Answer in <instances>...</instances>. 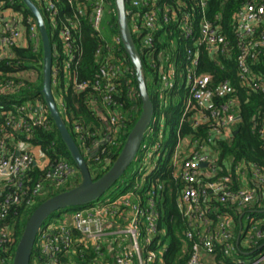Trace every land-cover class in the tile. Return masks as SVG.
<instances>
[{
	"label": "built area",
	"instance_id": "1",
	"mask_svg": "<svg viewBox=\"0 0 264 264\" xmlns=\"http://www.w3.org/2000/svg\"><path fill=\"white\" fill-rule=\"evenodd\" d=\"M41 1L55 22L59 12L56 2ZM128 3L132 8H127L132 33L137 34L144 47L152 48L160 15L164 23H176L190 43L186 45L185 58L181 62L175 55L166 54L163 57L162 54L159 64H154L163 84L159 94L161 100L165 99L166 91L180 86L183 80L187 82V92L184 93L187 103L182 109L180 124L182 126L189 122L193 129H198L196 133L185 136L181 135L179 129L171 155L178 207L187 227L184 234L192 244L189 258L183 264H227L217 259L218 244L223 246L224 255L234 256L233 264H264V218L250 215L253 210L264 207V167L256 163L238 164L235 167L241 183L238 189L234 187L230 167L229 174L215 179L216 174L223 170L218 165L221 142L233 138L241 119L240 99L230 79L216 80L213 73L204 72L206 65L203 64L202 54H207L209 60L220 65L221 59L228 58L234 46L220 26L209 18L208 0H190V4L177 2L176 5L161 0H128ZM88 8L93 28L104 30L105 17L111 14L106 0H86L78 13L83 15ZM75 27L76 23L70 21L59 33L65 51L69 53L73 48ZM233 29L237 38L241 86L248 92L256 91L264 95V75L254 69L258 59L264 58V3L245 1L236 14ZM144 30L148 32L143 34ZM38 34L36 22L31 18L25 22L21 14L12 8H3V2L0 1V60L11 57L13 47L26 46L29 40H36ZM120 43V36L114 37L109 55L102 60L100 73L93 85L101 92L103 103L108 109L105 119L113 135L122 120V103L115 99V94L118 92L116 80L125 71L112 61L113 51L117 50ZM97 55H101V50H98ZM75 56L72 55L67 61V68L73 64ZM58 75L59 71L53 70V76ZM56 82V78L53 79V83ZM20 87L8 81L0 84V94L17 92ZM73 87L79 92L88 87V82L75 79ZM14 109L22 115H15ZM41 109L43 104L35 107L12 104L10 109L2 113L7 116V120L5 127L0 128V220L6 218L11 206L25 199L28 172L32 165L40 166L36 155L29 150L28 142L19 141L14 148L10 143L16 137V132L29 137L31 124L48 123ZM76 129L80 131L82 127L76 125ZM160 136L162 138L163 134ZM261 136H264V130H261ZM107 140L117 144L110 135ZM25 143L29 148L23 146ZM160 145L158 141L153 145L145 143V140L142 143L139 154L142 153V164L147 165V169L155 167V164H151L155 157L160 156ZM202 164L206 166L202 167ZM143 169L140 168L141 171ZM75 174L76 169L69 161L60 160L47 172L46 180L62 183ZM42 188V184H37L34 195H38ZM165 189V183L156 182L146 191L139 189L114 199L109 197L99 204L92 203L66 216L61 223L51 227L53 237L47 238L46 231L41 234L40 247L47 256L42 264H63L60 257L71 251L77 243H83L97 254L91 260L92 264H165L164 251L168 244L162 242L161 236L165 231L160 225L162 212L158 209L164 199ZM28 203L31 204L30 201ZM219 203L245 210L241 217L249 213L248 229L243 236V226L237 235L233 217L219 212ZM214 213L215 218H212L210 214ZM10 235L9 229L0 230V246L10 239ZM258 249L260 253L255 256ZM240 250L244 251L245 257H237Z\"/></svg>",
	"mask_w": 264,
	"mask_h": 264
},
{
	"label": "trees",
	"instance_id": "2",
	"mask_svg": "<svg viewBox=\"0 0 264 264\" xmlns=\"http://www.w3.org/2000/svg\"><path fill=\"white\" fill-rule=\"evenodd\" d=\"M0 1L3 2V8H12L21 14L25 22L28 18L36 22L34 16L22 0ZM33 1L44 15L53 46V70L57 69L59 71L57 77L53 76V79L56 78L57 82L52 84L54 96L58 92L61 99L62 108H60V104L55 98L59 111L80 149L83 147L81 151L87 160L91 175L94 179H97L116 160L142 109V99L134 67L122 43L117 45V50L113 51L112 58V61L121 66L125 71L116 80L118 92L115 94V99L122 103V120H120L115 135L109 132L108 122L105 120L108 117V109L103 103L101 92L93 87L100 73L101 62L109 55L114 37L119 35L115 2L114 0H106L111 14L108 21L105 22L104 20L103 22V26H106L105 29L98 31L93 28L90 21L89 8L83 15L78 13L79 7H83L86 0H54L59 9L55 22L52 21L51 15L45 10L41 0ZM245 1L247 0H208L209 18L220 26L234 48L231 50L228 58L221 59L220 65L209 60L207 54H202L203 64L206 65L204 72L213 73L216 80L230 79L233 86L236 87L237 96L240 99L241 119L233 138L230 141L221 142L218 165L223 170L218 175L216 174V178L214 177L218 179L220 176L229 174L228 167H230L234 187L237 189L241 184L235 168L238 164L247 163L249 165L256 163L264 167V136H261V130H264V95L256 91L248 92L246 88L241 86L238 77L237 38L233 29V22L239 8ZM251 1L264 3V0ZM161 2L171 5H176L177 2L190 4V0H161ZM127 8L132 10L128 0ZM70 21L76 23V27L73 29V48L71 53L65 51L64 41L59 34L60 30L66 24H69ZM158 24V28L154 32V43L151 49L142 45L141 39L138 38L137 34L133 33V37L142 55L149 94L155 105L154 119L146 133L145 143L153 145L158 141L161 144L159 150L160 156L155 157V161L152 160L151 166L155 164V167L153 166L150 170L147 169V165L144 166L142 164V153L140 152L138 158L135 160L138 164L132 168L130 167L125 175L107 193L113 195L111 198L114 199L130 191L139 189L146 191L156 182L165 183L164 199L158 205V209L162 212L160 225L165 231V234L161 236L162 242L168 244L166 251H164L165 264H183L189 258L192 244L184 234L187 227L178 207V192L175 179L172 175L171 155L177 142V132L179 129L183 136L196 133L198 129H193L189 122H185L182 126L180 124L182 110L178 102L174 103L177 93L182 98L184 97V93L179 91V85L170 93L166 91L164 100L160 99L159 94L163 84L154 64H159L162 54H164L163 57L166 54L175 55L178 62H181L185 58L186 45H190V43L176 23L166 24L160 15ZM146 32L148 31L144 30L143 34ZM98 50H101V55L99 56L97 55ZM12 53L11 57L0 60V84L12 81L15 85H20L21 87L17 92L0 94V128L5 127L7 120V116L2 113L10 109L12 104H28L34 107L37 104H43L44 109L41 114L46 117L48 123L46 125L31 124L32 131L29 133V137L26 134L16 132V137L11 140L12 143L10 144L14 148L15 144H18L19 141H24L28 142L31 146L39 147L45 154L47 163L42 168L37 165L31 166L25 183V199L20 204L11 206L6 218L0 220V230L9 229L11 232L10 239L0 246V264H12L18 241L29 216L35 208L48 198L72 189L82 180L81 173L62 140L44 100L42 93L43 47L40 35L38 34V38L34 41L29 40L26 46L13 47ZM72 55H76L75 59L70 68H67V61L72 58ZM254 69L261 71L264 75L263 57L258 59L254 65ZM33 74L35 75L34 79L30 77ZM148 76L153 80V84L151 85L147 81ZM75 79L88 82V87L82 91H76L73 87ZM14 113L15 115H22L17 109H14ZM76 125H80L82 130H77ZM168 132L170 133L167 137ZM160 134H163L162 138ZM108 135L117 144H112L111 141L107 140ZM98 145L100 150L98 154H93L92 151H89L90 154L85 153L86 150L94 147L97 148L96 146ZM60 160H67L74 166L76 169L75 176L62 183L47 181V172L55 167ZM140 168L145 169L141 171ZM37 184H42L43 188L38 195H34V188ZM85 206L59 210L45 221L38 235L30 264H34L35 262L42 264L47 258L42 253L39 243L43 231L47 232V238L50 239L54 235L53 229H51L52 226L58 225L66 216L73 214L76 210ZM218 210L219 212L228 213L233 217L237 235L240 232L241 225L243 226V236L244 231L248 229V223L246 226L244 220L247 219L249 213H245L241 217L245 210H239L237 207H229L221 203L218 204ZM255 210L250 215L256 218H264V212H262L264 207L258 209V211ZM215 215V213L210 214L212 218H215ZM262 227L264 228V222ZM242 245L241 242V248ZM259 253L260 249L257 250L255 256ZM216 255L218 260L224 261L227 264H233L234 262V256L224 255L223 246L220 244L216 246ZM96 256L97 254L92 249H87L83 243H77L71 251L64 253L60 257V262L63 264H92L91 260ZM239 256L245 257L243 250L237 253V257Z\"/></svg>",
	"mask_w": 264,
	"mask_h": 264
},
{
	"label": "water",
	"instance_id": "3",
	"mask_svg": "<svg viewBox=\"0 0 264 264\" xmlns=\"http://www.w3.org/2000/svg\"><path fill=\"white\" fill-rule=\"evenodd\" d=\"M22 1L34 16L41 37L43 47L42 93L44 95L46 106L62 140L72 156L74 163L81 173L82 180L72 189L48 198L35 208L29 216L23 233L18 241L12 264L31 263L38 235L40 234L45 221L51 215L59 210L70 207L85 206L99 201L115 185V183L125 175L127 170L137 159L141 145L145 140L146 133L155 114V105L149 94L144 74L142 55L136 45L130 27V13L127 10L126 0H114L119 36L124 50L134 67L135 77L142 99V109L138 120L129 132L116 160L102 176L94 179L91 175L84 154L63 120L53 93V46L44 15L33 0ZM205 166L206 164H202V167ZM239 242L240 237H238L237 244H239Z\"/></svg>",
	"mask_w": 264,
	"mask_h": 264
},
{
	"label": "rangeland",
	"instance_id": "4",
	"mask_svg": "<svg viewBox=\"0 0 264 264\" xmlns=\"http://www.w3.org/2000/svg\"><path fill=\"white\" fill-rule=\"evenodd\" d=\"M108 18H109V15H107V16L105 17V22L108 21ZM24 75H28V74H24ZM30 77H31L32 79H34V78H35V75H34V74H33V75H30ZM147 81H148V83H149L150 85L153 84V80H152V78L149 77V76H148V78H147ZM187 86H188L187 82H186L185 80H183V81L180 83V87H181V89H180L179 91H180V92H183V93L186 94L187 90H186L185 88H187ZM182 87H184V88H182ZM170 92H171V90L169 91V93H170ZM176 97H177V98H175V102H174V103L178 102V104L180 105L181 110H182V109L186 106V103H187V102H186V96H184V97L182 98V97L179 95V93H177V94H176ZM55 98L57 99L58 103L60 104V108H62V107H61V99H60V96H59V93H58V92H56V94H55ZM43 109H44V108H43ZM43 109H41V110H42L41 112H43ZM64 116H66V115L64 114ZM105 120H106V119H105ZM162 120H163V117H162ZM162 120L160 119L161 122H162ZM169 133H170V132H168L167 137L169 136ZM81 147H82V146H81ZM96 147H97V148H94V149L91 150L93 154H98V152H100V150H99V145L96 146ZM81 149L83 150V147H82ZM98 150H99V151H98ZM85 153H86V154H90V152L87 153V150L85 151ZM137 164H138L137 161L134 162V163L131 165V168L134 167V166H136ZM140 165H141V163H140ZM149 169L151 170L152 168H149ZM108 193H109V192H108ZM108 193H106V195H104L99 201H97L96 204H99V203H101V202H103V201L109 199V197H113V195H110V194H108ZM244 223H245V225L247 226L248 220L245 219V220H244Z\"/></svg>",
	"mask_w": 264,
	"mask_h": 264
},
{
	"label": "crops",
	"instance_id": "5",
	"mask_svg": "<svg viewBox=\"0 0 264 264\" xmlns=\"http://www.w3.org/2000/svg\"><path fill=\"white\" fill-rule=\"evenodd\" d=\"M23 146H24L25 148H27V147L29 148V145L26 144V143L23 144ZM29 150H30L31 152H33V153L36 155V158H37L38 164H39L40 166L43 167V165H45V164L47 163V158H46L45 154L40 150L39 147H35V146H31V145H30ZM36 264H37V262H36Z\"/></svg>",
	"mask_w": 264,
	"mask_h": 264
}]
</instances>
